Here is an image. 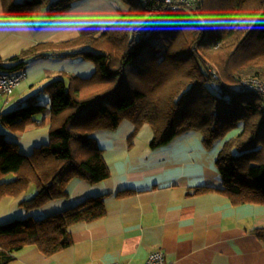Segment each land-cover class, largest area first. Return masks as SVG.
I'll return each mask as SVG.
<instances>
[{
    "label": "trees",
    "instance_id": "obj_1",
    "mask_svg": "<svg viewBox=\"0 0 264 264\" xmlns=\"http://www.w3.org/2000/svg\"><path fill=\"white\" fill-rule=\"evenodd\" d=\"M77 1L0 3L5 16L27 19L43 8L52 14L66 12ZM119 1L126 10L98 31L38 42L7 64L0 60V71L6 73L25 71L30 59L49 57H80L95 67L88 77L57 75L16 106L0 99L9 107L0 113L9 133L23 131L37 114L50 116L48 142L29 154L0 132V199L32 187L33 194L20 201L30 213L67 196L72 179L105 180L110 172L93 133L128 120L133 125L129 141L143 124L151 127V148L187 132L198 134L210 148L236 130L215 159L222 186L197 187L191 194L215 190L234 205L264 204V93L239 85L249 76L264 82V0H196L192 20L158 0ZM164 14L168 17L161 18ZM143 54L153 56L146 65ZM104 197L86 196L52 214L0 222V264H10L14 252L25 246L33 245L46 256L69 246L71 225L105 215ZM252 233L264 246V228Z\"/></svg>",
    "mask_w": 264,
    "mask_h": 264
},
{
    "label": "crops",
    "instance_id": "obj_2",
    "mask_svg": "<svg viewBox=\"0 0 264 264\" xmlns=\"http://www.w3.org/2000/svg\"><path fill=\"white\" fill-rule=\"evenodd\" d=\"M125 10L119 0H80L63 13L52 14L43 8L31 18L19 19L5 16L0 3V60L7 64V59L38 42L64 41L98 31ZM94 69L80 57L30 59L9 107L36 94L57 75L88 77ZM7 106L0 101V113ZM34 118L23 131L10 133L0 122V132L8 133L24 154L49 140V114ZM132 130L133 125L123 120L113 130L93 133L110 172L105 180L72 179L67 196L49 200L30 213L20 201L33 194L32 187L0 199L2 222L26 214L41 217L83 197L105 195V215L71 225L69 246L48 256L33 245L25 246L14 252L10 264H144L151 253L159 251L165 254L166 264H264L263 243L252 233L264 228V204L234 205L215 190L191 194L197 187L222 186L215 159L223 141L236 132L210 148L194 132L151 148L153 132L148 124L129 141ZM120 191L128 193L114 196Z\"/></svg>",
    "mask_w": 264,
    "mask_h": 264
},
{
    "label": "built area",
    "instance_id": "obj_3",
    "mask_svg": "<svg viewBox=\"0 0 264 264\" xmlns=\"http://www.w3.org/2000/svg\"><path fill=\"white\" fill-rule=\"evenodd\" d=\"M146 3L149 0H141ZM163 6L172 13H178L180 8L186 6L189 9L194 8L196 0H158ZM24 71L18 73H6L0 71V99H4V103L10 102V95L23 79ZM241 89H250L264 93V82L255 77H245L240 81ZM116 264V263H113ZM144 264H166L165 254L161 251L151 253L145 260Z\"/></svg>",
    "mask_w": 264,
    "mask_h": 264
},
{
    "label": "rangeland",
    "instance_id": "obj_4",
    "mask_svg": "<svg viewBox=\"0 0 264 264\" xmlns=\"http://www.w3.org/2000/svg\"><path fill=\"white\" fill-rule=\"evenodd\" d=\"M113 2L114 1H118V0H112ZM182 10V11H181ZM179 12H181V16H183L184 18H186L187 20H192V19H194V15H193V11L192 10H190L189 8L187 9V8H180V10H179ZM166 17H168V15L167 14H164V15H162V17L161 18H166ZM166 20V19H165ZM149 57L150 58H152L153 56H152V54H147V55H142V60L141 61H143L144 63L143 64H147L148 63V59H149ZM76 58V57H75ZM78 58V57H77ZM251 58H253V57H251ZM4 71V70H3ZM249 77H252V76H249ZM15 90V89H14ZM14 92V91H13ZM12 95H13V93L10 95V98L12 97ZM45 103V102H44ZM1 126L2 127H4V128H6V126L5 125H2L1 124ZM2 132V131H1ZM234 133L236 132V130L235 131H233ZM233 132L231 133V134H233ZM12 219H15V217L14 218H12ZM12 219H9V220H12ZM5 221H8V220H5ZM2 222H4V221H2Z\"/></svg>",
    "mask_w": 264,
    "mask_h": 264
}]
</instances>
